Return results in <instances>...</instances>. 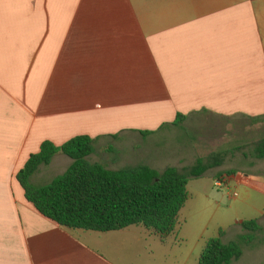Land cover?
<instances>
[{"label":"crops","instance_id":"1","mask_svg":"<svg viewBox=\"0 0 264 264\" xmlns=\"http://www.w3.org/2000/svg\"><path fill=\"white\" fill-rule=\"evenodd\" d=\"M263 116L264 0H0V264H188L204 229L186 221L165 244L136 226L68 230L25 200L16 174L46 141L88 136V161L119 170L159 162L133 147L161 132ZM99 147L114 167L90 160ZM192 151L174 152L172 167L201 159ZM71 163L59 153L30 182ZM216 167L193 180L249 187Z\"/></svg>","mask_w":264,"mask_h":264},{"label":"trees","instance_id":"2","mask_svg":"<svg viewBox=\"0 0 264 264\" xmlns=\"http://www.w3.org/2000/svg\"><path fill=\"white\" fill-rule=\"evenodd\" d=\"M183 118L177 116L176 123ZM94 142L88 136L74 137L61 146L43 142L16 174L25 200L62 228L106 233L136 226L165 244L180 227L178 218L189 199V180L201 178L219 164L214 159H199L182 170L167 167L160 172L145 165L109 170L103 164L88 161L94 153ZM59 153L72 160L65 173L47 185H32L30 179L39 167L49 165ZM252 157L264 159V137L254 144ZM239 225L244 233L235 242L223 243L222 229L217 237L208 239L198 264H231L238 260L243 247L252 243L251 234L262 230L257 220Z\"/></svg>","mask_w":264,"mask_h":264},{"label":"rangeland","instance_id":"3","mask_svg":"<svg viewBox=\"0 0 264 264\" xmlns=\"http://www.w3.org/2000/svg\"><path fill=\"white\" fill-rule=\"evenodd\" d=\"M217 124H221V126L218 127ZM216 127L218 130L214 129ZM263 137L264 121L261 124H251L249 121L235 123L216 120L198 122L193 124L190 130L164 131L159 133L157 137L143 143L140 142L139 146L137 144L133 147L134 158L141 161L144 155L145 159L154 158L159 162L152 164L140 162L131 167L145 165L154 170H158L157 167L159 166L162 168L172 167V154L174 152L193 150L192 152L199 155L201 159L206 157L218 162L216 169L221 170L222 173L227 174L232 171L230 176H236L238 183H245L250 188L236 187L232 184L227 185V183L221 187H216L213 181L207 177L201 181L189 180V191L192 193L191 201L189 203L187 201V205L184 206L185 209L183 208L181 214L179 213V228L183 227L184 222L187 221L189 225L186 228L204 229L208 239L217 237L220 230L218 229L214 233L217 227L226 228L227 235L225 234L222 240L223 243L227 244L235 242L239 235L244 233L240 225L236 223L237 221L257 220L261 226V232L251 234L252 243L243 247L242 256L231 264H264V159L256 160L252 157L254 144ZM121 151V153L132 154L128 148H122ZM110 156L106 147H99L90 160L100 161L114 167L110 164ZM172 163L175 164V162ZM184 165L189 167V164ZM46 170L47 174L42 180L36 182V185H47L54 178L64 173V167L53 166L47 167ZM218 180L219 178L214 181ZM199 182L208 184L206 192H202L201 186L199 189ZM197 193H200V201H198ZM233 193H237L238 196L233 197ZM205 196L208 197L204 198ZM199 252L200 250H198L196 257L190 258L188 264H198Z\"/></svg>","mask_w":264,"mask_h":264},{"label":"built area","instance_id":"4","mask_svg":"<svg viewBox=\"0 0 264 264\" xmlns=\"http://www.w3.org/2000/svg\"><path fill=\"white\" fill-rule=\"evenodd\" d=\"M226 181H227L226 177H222V178H219V180L216 181L214 185L216 187H221L222 185H225L224 183H226ZM237 196H238L237 193H233V197H237Z\"/></svg>","mask_w":264,"mask_h":264}]
</instances>
